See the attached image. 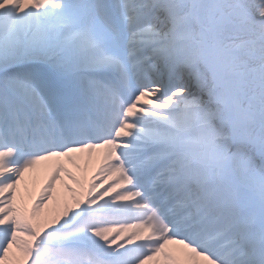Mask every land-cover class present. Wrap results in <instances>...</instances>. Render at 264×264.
<instances>
[{
  "label": "snow or ice",
  "instance_id": "1",
  "mask_svg": "<svg viewBox=\"0 0 264 264\" xmlns=\"http://www.w3.org/2000/svg\"><path fill=\"white\" fill-rule=\"evenodd\" d=\"M0 264H264V0H0Z\"/></svg>",
  "mask_w": 264,
  "mask_h": 264
},
{
  "label": "bare ground",
  "instance_id": "2",
  "mask_svg": "<svg viewBox=\"0 0 264 264\" xmlns=\"http://www.w3.org/2000/svg\"><path fill=\"white\" fill-rule=\"evenodd\" d=\"M42 180H43V175H41V176L39 177V181H38V183H37V185H36L37 188L39 187V182H42Z\"/></svg>",
  "mask_w": 264,
  "mask_h": 264
}]
</instances>
